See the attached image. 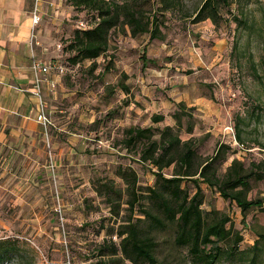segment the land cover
Here are the masks:
<instances>
[{"label":"rangeland","instance_id":"374dc122","mask_svg":"<svg viewBox=\"0 0 264 264\" xmlns=\"http://www.w3.org/2000/svg\"><path fill=\"white\" fill-rule=\"evenodd\" d=\"M201 2L183 0L184 12ZM243 12L249 22L237 28L233 21L193 23L183 12L167 11L164 38L151 41L148 33L132 36L128 27L117 29L110 51L97 59L93 73L90 60L69 65L65 38L60 39L56 60L65 71L58 72L47 97L53 125L45 131L43 152L35 148L32 158L19 154L8 165L0 164V239H19L33 249L35 264L89 262L91 250L106 236L105 230L98 233L97 220L111 216L93 180L108 176L121 183L116 170L122 164L136 169L142 185H153L156 177L148 166L121 148L124 130L155 125L156 113L165 115L156 125H175L172 115L180 101L195 106L194 130L184 128L182 139H199L203 156H213L221 143L231 146L223 171L234 157L247 164L264 161V0H247ZM71 17L77 25L87 12L75 10ZM144 52L151 60L147 66ZM111 56V71L97 78ZM123 73L129 92L119 87L113 91ZM238 132L249 150L237 147ZM187 186L195 191L192 183ZM202 187L203 207L228 214L244 236L242 246L253 244L256 235L250 228H264V212L256 207L244 215L215 189L206 183ZM249 197L264 200V179L254 182ZM174 234L173 225L155 231L158 258L192 264L187 251L174 244Z\"/></svg>","mask_w":264,"mask_h":264},{"label":"trees","instance_id":"16d2710c","mask_svg":"<svg viewBox=\"0 0 264 264\" xmlns=\"http://www.w3.org/2000/svg\"><path fill=\"white\" fill-rule=\"evenodd\" d=\"M151 1L68 0L74 10L87 12L86 18L76 20L73 35L63 39L69 65L90 60L93 73L97 59L110 51L112 34L117 29L128 27L132 36L148 33L150 41L163 39L162 28L166 23L162 17H166L167 11L175 15L183 12L193 23L211 20L219 26L233 21L237 28H242L249 22L243 12L247 0H202L192 12H184L183 0ZM79 20L87 27H79ZM112 57L97 78L102 79L111 71ZM142 59L145 66L151 61L146 52ZM125 77L127 74L123 73L113 91L119 87L129 92ZM194 110L195 106L188 107L180 101L172 115L175 125H156L165 119L164 114L156 113L152 116L155 125L129 126L124 130L121 148L135 161L148 166L156 182L142 185L136 169L122 164L116 170L121 183L108 176L93 180L94 190L104 199L111 216L97 220L98 233L105 230L106 236L91 250L85 264H168L158 258L155 231L170 225L175 228L174 244L187 251L192 264H264V228H250L256 238L253 244L243 247L244 236L234 227L230 216L203 207L202 187L206 183L235 203L244 215L256 207L264 212V200L249 197L254 182L264 179V161L252 160L247 164L243 158L234 157L223 171L232 149L230 145L221 143L213 156H203L198 148L199 139L184 140L180 135L184 128L193 132ZM235 136L245 146L241 132ZM187 183L194 185V192ZM22 244L19 239H0V264H35L34 250Z\"/></svg>","mask_w":264,"mask_h":264},{"label":"crops","instance_id":"0c3cea01","mask_svg":"<svg viewBox=\"0 0 264 264\" xmlns=\"http://www.w3.org/2000/svg\"><path fill=\"white\" fill-rule=\"evenodd\" d=\"M35 10L41 20L33 31ZM74 12L65 0H0V164L8 165L19 154L32 158L35 148L43 152L46 133L39 119L33 63H57L60 39L70 38L77 27ZM42 77L48 105L51 82L59 75L51 70Z\"/></svg>","mask_w":264,"mask_h":264},{"label":"built area","instance_id":"2783aa9c","mask_svg":"<svg viewBox=\"0 0 264 264\" xmlns=\"http://www.w3.org/2000/svg\"><path fill=\"white\" fill-rule=\"evenodd\" d=\"M41 17L38 14L37 10H35L33 15V31L35 30V27L40 23ZM78 26L81 28H86L87 25L83 20H79ZM32 31V33H34ZM59 47H61V44H59ZM51 70H55L58 72H64L65 68L63 67V64L59 63H52V64H44L41 61L34 59L33 63V72L35 77V95L37 96L39 100V119L41 121V124L44 126L45 131H48V128L53 125V122L51 120L50 114L48 112V105L46 100L44 99L43 90H42V83H43V77L42 75L44 73H48ZM51 86L54 88L56 87L55 82H51ZM231 129H233L231 127ZM236 144L240 146L241 149L246 150L245 146L243 144H239L236 141Z\"/></svg>","mask_w":264,"mask_h":264}]
</instances>
